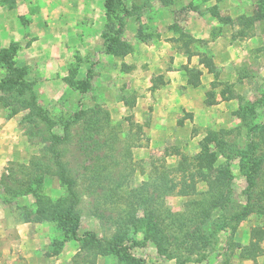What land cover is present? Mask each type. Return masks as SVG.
<instances>
[{
	"label": "rangeland",
	"instance_id": "1",
	"mask_svg": "<svg viewBox=\"0 0 264 264\" xmlns=\"http://www.w3.org/2000/svg\"><path fill=\"white\" fill-rule=\"evenodd\" d=\"M89 1L97 8L103 0H0V52L13 48V61L26 71L25 82L34 93L30 96L23 85L18 86L19 79L0 65V130L6 134L0 143V214L16 216L5 226L9 229L22 221L23 214L34 213L40 200L46 215L40 223L46 241L36 243L32 264L63 251L76 252L71 264L94 261L98 252L82 242L70 239L62 246L54 244L66 240V230L51 218L71 202L55 162L59 154L78 198L74 211L80 217V234L88 231L107 242L121 240L136 258L124 261L120 253L118 257L99 256L94 264H243L248 254L244 249L256 241L249 242L248 230L264 226L260 225L264 215L258 213L264 209V140L257 128L264 125V0H112L102 38L115 47L116 57L104 43L100 47L98 40L83 37L86 18L82 14L76 13L70 22L65 14H51L67 4L84 10ZM67 23L78 32H67ZM209 28V39L194 38ZM219 35L229 36L240 51L234 53L238 58L234 67L229 63L234 54L223 56L221 72L216 68V73L225 72V78L214 81L218 83L214 87L209 84L208 90L217 94L228 88V97L231 91L242 93L236 99L239 105L248 106L258 117L243 126L240 120L229 119V114L221 116L219 125L230 131L226 143L231 147L225 150L233 159L230 172L224 156H215L214 166L226 171L229 201L224 205L217 201L201 226V216L197 217L193 223L197 226H190L187 239L182 231L169 227L167 241L157 246L145 229L128 227L125 219L132 214L144 217L148 207L138 206L144 202L140 198L142 189H147L144 183L156 184L161 171L181 184L182 174L168 169L178 167L181 155L195 166L193 159L201 148L192 138L152 141L149 115L143 108L132 112L131 107L139 95L152 90L147 88L150 75L152 85L158 87L173 63L183 70L188 67L180 64L178 54L188 60L196 55L213 59L207 46ZM10 119L11 125L1 129ZM51 135L58 137V153L48 149ZM232 142L238 144L232 146ZM210 150L216 153L213 144ZM253 162L257 166L251 169ZM96 173L101 178L93 177ZM185 182L194 185L197 194L207 190L199 180L191 184L186 178ZM111 183L120 184L121 200L109 198ZM197 199L202 200L192 194L183 197L177 189L165 204L176 214L184 212L186 202ZM163 224L159 222L165 230L168 222ZM155 237L160 240L159 235ZM29 251L24 248L25 253Z\"/></svg>",
	"mask_w": 264,
	"mask_h": 264
},
{
	"label": "trees",
	"instance_id": "2",
	"mask_svg": "<svg viewBox=\"0 0 264 264\" xmlns=\"http://www.w3.org/2000/svg\"><path fill=\"white\" fill-rule=\"evenodd\" d=\"M113 1L112 0H105L104 5L106 9V17L108 16V13L112 10V5ZM114 44H116L115 39H111ZM110 40V41H111ZM104 44L105 47L108 50H110L109 54H112L113 56H118L117 51H115V47H112V45L109 44V40L107 43V40L104 39ZM117 46V45H115ZM14 50L13 48H8L4 49L0 52V65L5 67L7 70L11 71L16 78L19 79L20 84L18 86H22L23 88L28 90L30 92V96H33V90L31 87H27V84L25 82V76H26V71L24 69L16 67L13 57H14ZM199 63L207 69L209 73H213L215 76H217L216 73V67L214 65V62L211 58L205 56V55H199ZM186 74H187V82L189 85L192 86H198L199 85V76L201 75L200 71L194 70V69H189L188 67L184 69ZM15 83V82H14ZM216 82L212 83V86H216ZM226 92L230 93V90L228 88L223 89L221 91V97L225 100H230L232 99H237L239 96L237 94H234L231 91L230 96L228 97L226 95ZM214 101V96L211 94V92H207V100L206 104H211ZM248 106H239L237 113L235 115L237 118L242 122L243 126H246L247 124H252L254 119L258 117L253 111L247 108ZM251 107V106H250ZM40 108V107H38ZM259 108V107H258ZM40 111V109H39ZM10 118V117H9ZM259 124V122H256ZM255 123V124H256ZM253 126H256V125ZM263 124V123H262ZM253 128V127H252ZM258 130L260 129L261 131V136L262 140H264V125L262 127H257ZM230 134V131H208L204 141L200 144L201 152L194 157L193 160L197 161L195 166L193 164L189 163V161H186L187 158L181 155V161L178 164V167L175 169H168L169 172H176V173H181L183 182L181 184L174 183L173 180L169 179L166 175H163L164 173L161 171L158 172V175L156 178V184H148L144 183L143 186H145L147 189H142L144 192H140V198H144V202L141 203L139 202V207L140 206H147L148 208L145 209V215L144 217H136L134 214L127 216L125 219L126 226H132L133 228L135 227L136 229L143 228L145 229V233L147 234L146 236L149 237L157 246L161 244V242L164 243V240L167 241V231L168 228H177L175 230L177 231H182L183 236H186V239L191 236L190 232L187 230H190V226H197L196 223L193 224L196 220L197 217L201 216V220L199 222V226L204 223V221L207 219V214L213 209V205L217 201H219L220 204H225V202L229 201L230 198V193L231 189L229 188V183L226 184L224 182L225 176L224 172L222 169L215 168L214 164L216 162L215 156L220 155L224 156L225 159L227 160V172H230V166L229 163L233 159V155L226 151L225 149L228 147H231L230 145H227V141L229 140L228 135ZM225 139H223V137ZM52 138V143L49 145L48 149L55 151V147L58 144V137L55 135L50 136ZM66 137V134H65ZM221 139V140H220ZM222 140L224 142H222ZM85 142L82 141V145L84 146ZM210 144H213L215 147L216 153L212 150H210ZM238 143L232 142V146H236ZM99 149H97L98 151ZM56 152V151H55ZM58 153V152H56ZM59 155V154H57ZM55 156V162L56 165L59 167L60 173H61V181L65 184H67L68 188V196L70 199L69 205L64 208V210L58 212L55 217H52L51 220H57L62 227L65 228L66 230V237L65 241H60L59 243L56 241L54 244L56 246H62L66 241L68 240H76L79 242H82L83 245L87 246L88 248H92L96 252V256L94 254V261H92L91 264H94L96 262V259L99 256H109V255H114L117 256L120 253H123L122 259L124 261H132L135 262L136 258L128 253L129 247H124L123 242L121 240L119 241H105L103 239H100L96 233L93 232H83L80 234V217L77 212L74 211V206L77 204L78 198L76 193L72 189L73 182L70 181V179L66 178V172L62 168V163L59 159L58 156ZM251 160V159H250ZM257 166L256 162L251 163V169L253 167ZM159 168L155 169L157 171ZM161 170H166L165 167L161 166ZM167 170V171H168ZM228 175V174H226ZM100 173H96L93 175L95 178H101ZM229 176V175H228ZM103 178V177H102ZM187 178V181L191 184L195 183L196 181H200L206 184L207 190L204 191L203 193L197 194L195 190L194 185H187L185 182V179ZM247 179L249 184H251L252 180V175L251 173L247 175ZM107 181V180H106ZM111 183V188L108 191V196L110 199L115 200H121V195L117 192L120 184L115 183V185H112ZM183 185V186H182ZM178 189V194L187 197L188 195H195L199 196L202 198V200L199 202V200H193L191 202H186L185 203V210L182 213H172V211L166 207L165 204V199L174 193ZM189 190V191H188ZM227 194V195H226ZM131 194L129 193L127 198V202L130 203L131 199ZM146 195H148V199H146ZM146 197V198H145ZM129 198V199H128ZM138 198V197H137ZM161 201V202H160ZM159 203V204H158ZM37 206H39L38 210H36L34 213H26L22 215V221L25 223H35V224H40L43 221H45V216L44 215V207L42 205V202L39 203L37 202ZM188 211H191L188 213ZM260 214H264V209H261ZM192 214L193 217H189V215ZM203 216V217H202ZM181 217V219H179ZM168 222V225L166 226V229H162L159 226L160 223H165ZM161 226H164L161 225ZM160 236V240L155 239L157 236ZM166 238V239H161V238ZM251 239H255V242H250V247L249 249H244L248 254H246L244 257L245 259L249 260H255V258L261 254L264 253V251L261 249L259 242L263 241L264 239V229L262 228H253L251 230ZM161 250L159 249L158 252ZM57 254V253H56ZM89 263V262H87Z\"/></svg>",
	"mask_w": 264,
	"mask_h": 264
},
{
	"label": "crops",
	"instance_id": "3",
	"mask_svg": "<svg viewBox=\"0 0 264 264\" xmlns=\"http://www.w3.org/2000/svg\"><path fill=\"white\" fill-rule=\"evenodd\" d=\"M88 2V1H87ZM102 5L96 8L93 5H90V1L85 6L84 10H80V7L76 8L68 6H60L57 7L51 14H65L66 21H73L74 17H77L76 13L79 15L82 14L86 19L84 20V34L83 36L86 40L91 39L98 40V44L100 47L103 45V31L106 28V9L104 5V0L101 1ZM71 7V8H70ZM72 11L71 12H69ZM68 14L70 16H68ZM58 18V17H57ZM87 23V24H86ZM67 32L74 35V32H78L77 29L73 28V26L69 27V23L66 25ZM210 28L200 37H194L195 39L205 40L209 39ZM80 32V31H79ZM68 33V34H69ZM81 33V32H80ZM207 51L210 56H212V60L216 68L219 69L223 66L219 62L223 59V56L228 55L230 57L231 54H234L237 51H240L239 48L235 46V44H231V39L227 35H219L212 42H210L207 46ZM237 54V53H236ZM236 54L233 56V62L236 66V62L238 58ZM111 57V56H110ZM177 57L181 60V65H186L189 68L199 70L201 75L199 76V85L192 86L187 82V74L183 68H178L175 63H173V67L171 70L166 72V75L163 76L164 83H161V79L158 83V87H154L151 82V76L148 77L149 85L147 88H151L152 90L148 93L141 92L144 95H139L136 98V102L131 107L132 112H136L138 108L145 109L148 118H150L149 122V135L152 138V141L158 140H189L198 141V145L204 141L208 131L218 132L223 129L229 130L219 122L222 119V115H228L229 119L239 120L235 113H237L239 108L238 100L230 99L225 100L221 97V91L219 93H214V101L211 104H206L207 100V90L209 84L213 83L216 80L224 79L225 76L222 72L221 74H217L215 76L213 73H209L206 68H204L199 63V56H191L188 60V57L185 55ZM230 66V65H227ZM217 69V70H218ZM110 71V70H109ZM108 73L105 75L107 76ZM134 78V77H133ZM235 78L230 79V83L233 84ZM182 89H185L183 93L178 96ZM216 89L213 90L215 92ZM235 92L238 90L233 87ZM209 92V90H208ZM177 94V95H176ZM239 97L243 96L242 93H237ZM149 113V114H148ZM140 120V119H139ZM141 122V120L139 121ZM224 124L227 122L224 120ZM1 129H5L7 126L11 125V119L5 121ZM197 126V127H194ZM143 127V125H142ZM194 132L195 136H190ZM2 138H6V134L0 130V143L2 142ZM11 138V136L9 137ZM8 142H11L9 139ZM0 206H2L0 204ZM180 211V208H178ZM264 215V214H259ZM14 218L16 216L13 215ZM12 215L3 216L0 214V264H32L34 263V254L35 247L37 242H45L46 234L43 232L45 228L42 224L35 223H25L23 221L16 222L11 228L8 229V225L5 226V223L11 219H13ZM263 220H264V216ZM262 221V220H261ZM264 223V222H263ZM263 226L264 224H260ZM256 228V225L252 226L249 232V242L251 239V230ZM264 228V226L262 227ZM45 238V239H44ZM261 249L264 251V239L259 242ZM24 248H30L31 251L25 253ZM71 252V253H70ZM76 254L74 251H69L68 253H58L54 256L43 258L47 264H71L70 261L72 257ZM45 262H41V264H45ZM105 262V261H104ZM243 264H264V253L257 256L255 260L246 259L243 261Z\"/></svg>",
	"mask_w": 264,
	"mask_h": 264
}]
</instances>
